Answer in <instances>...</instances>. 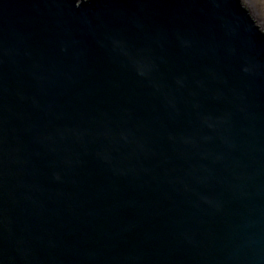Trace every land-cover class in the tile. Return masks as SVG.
Returning <instances> with one entry per match:
<instances>
[{
  "label": "water",
  "instance_id": "1",
  "mask_svg": "<svg viewBox=\"0 0 264 264\" xmlns=\"http://www.w3.org/2000/svg\"><path fill=\"white\" fill-rule=\"evenodd\" d=\"M0 264H264L241 0H0Z\"/></svg>",
  "mask_w": 264,
  "mask_h": 264
},
{
  "label": "rangeland",
  "instance_id": "2",
  "mask_svg": "<svg viewBox=\"0 0 264 264\" xmlns=\"http://www.w3.org/2000/svg\"><path fill=\"white\" fill-rule=\"evenodd\" d=\"M249 9L258 26L264 31V0H241Z\"/></svg>",
  "mask_w": 264,
  "mask_h": 264
}]
</instances>
